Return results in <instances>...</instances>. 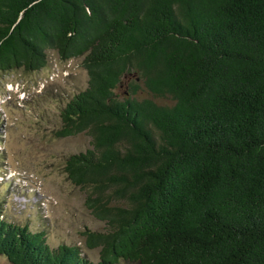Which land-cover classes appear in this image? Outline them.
I'll return each instance as SVG.
<instances>
[{"label":"trees","instance_id":"trees-1","mask_svg":"<svg viewBox=\"0 0 264 264\" xmlns=\"http://www.w3.org/2000/svg\"><path fill=\"white\" fill-rule=\"evenodd\" d=\"M52 50L89 74L56 135L91 137L64 170L106 223L82 233L100 258L1 211L0 255L264 264V0H0V72Z\"/></svg>","mask_w":264,"mask_h":264},{"label":"rangeland","instance_id":"rangeland-1","mask_svg":"<svg viewBox=\"0 0 264 264\" xmlns=\"http://www.w3.org/2000/svg\"><path fill=\"white\" fill-rule=\"evenodd\" d=\"M82 62L83 57L62 60L52 50L40 70L0 72V211L10 221L45 231L51 247L78 245L98 262L99 249L87 248L82 233L105 230L106 223L86 207V192L64 170L70 154L91 147V137L56 135L63 107L88 86ZM0 264L12 263L0 255Z\"/></svg>","mask_w":264,"mask_h":264}]
</instances>
